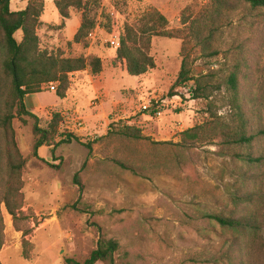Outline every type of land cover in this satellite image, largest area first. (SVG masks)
<instances>
[{
    "label": "rangeland",
    "instance_id": "obj_1",
    "mask_svg": "<svg viewBox=\"0 0 264 264\" xmlns=\"http://www.w3.org/2000/svg\"><path fill=\"white\" fill-rule=\"evenodd\" d=\"M84 1L95 29L84 43H74L67 37L65 19L60 15L56 19L54 0H44L45 12L37 29L41 48L64 57L98 56L102 71L94 74L87 66L69 74V89L62 99L56 90L45 88L26 98L29 110L39 106L35 113L42 127L53 113H59L58 134L71 132L78 141L57 146L53 154L49 147H41L39 157H34L33 119H13L18 147L27 159L23 173L26 218L16 228L2 207L1 264L83 260L100 236L118 241V264H264V198L261 204L255 201L264 196V159L252 165L233 154L264 157V133L251 148L224 146L219 139L189 148L176 145L180 132L206 121L209 108L206 100L190 99L186 93L193 81L179 88V96L167 95L180 70L181 38L153 37L150 55L155 67L138 76L127 73L124 60L115 59L117 48L109 43L112 25L117 34L115 25L135 24L149 7L159 9L168 29L174 30L183 27L185 9L196 14L207 0ZM244 6L239 5L233 15L236 26L220 29L218 56L201 57L194 42L187 48L195 76L209 69L214 72L212 109L218 114L226 112L222 97L228 87L227 52L232 54L233 45L243 40L247 68L245 78L238 79L239 97L246 107L257 105L258 96L264 101V20L254 18L249 26L253 16H246ZM74 15L81 20L82 9H72L69 18ZM19 35L20 31L18 39ZM251 123L263 127L264 119ZM125 125L139 128L143 138L127 139L117 133ZM85 141H93L89 156ZM77 171L81 192L73 180ZM248 193L254 200L236 204V194ZM211 213L256 217L257 228L222 227L205 217Z\"/></svg>",
    "mask_w": 264,
    "mask_h": 264
},
{
    "label": "trees",
    "instance_id": "obj_2",
    "mask_svg": "<svg viewBox=\"0 0 264 264\" xmlns=\"http://www.w3.org/2000/svg\"><path fill=\"white\" fill-rule=\"evenodd\" d=\"M11 0H0V251L5 241L4 216L2 207L11 216L13 225L17 228L18 222L26 218L23 214L25 205L23 193V173L27 159L22 155L13 128V119L18 118L26 122L25 117L33 119L31 132L33 135L32 154L39 157L41 147H49L53 154L56 147L78 141L71 132L58 134L61 121L59 113H53L46 127L39 123V117L30 111L25 104L27 94L43 91L42 85L49 82H58L55 94L60 99L66 96L69 89V74L89 66L94 74L102 71V61L98 56L64 57L61 53L49 52L40 46L37 29L41 23L40 18L45 11L44 0H27L23 9L12 10ZM245 4V14L252 17L249 26L255 23L254 18L264 20V0H207L199 12L193 14L189 9L182 13V28L168 29V20L165 15L155 7L145 10L135 24L125 23L116 31L120 46L116 49L115 59L124 60L127 73L138 76L155 67L153 57L150 55L151 40L156 36L181 38L182 60L180 70L175 81L171 84L167 95L179 96V88L188 87L187 94L190 99H204L209 105L208 117L205 122L180 132L181 140L176 145L189 148L197 142H214L221 140L224 146H246L251 148L256 137L262 136L264 126H254L251 122L264 119V101L261 96L257 98V105L246 107L239 97L238 79L244 77L247 68V47L243 41L234 44L232 54L228 53L230 62L227 76V91L223 92L222 101L226 102L225 114H218L212 109L215 90L214 72L208 70L194 75L192 69L193 59L187 52L188 44L194 42L195 51L203 58L218 56L221 51L217 42L222 37L220 29L223 26H236L237 21L233 15L239 5ZM59 15L63 19L70 17L72 9H82L80 26L73 36L74 43L85 42V39L95 29V23L90 18L84 0H54ZM242 25L241 22L238 23ZM114 27V25H112ZM20 31V38L16 32ZM112 32V29H111ZM227 53H224L227 57ZM221 100V99H220ZM150 108V107H149ZM153 107L152 111H154ZM145 110H148L146 108ZM112 131H108V136ZM117 133L127 139L139 140L143 138L139 128L131 125L121 127ZM60 136L58 140L56 138ZM100 136L99 138H102ZM92 142L85 141L83 145L88 150L87 156L92 152ZM238 160L247 164H259L263 156H255L250 152L233 151ZM121 166L129 168L125 161L115 159ZM86 164L82 163L81 168ZM79 191L83 190V183L79 171L73 177ZM255 198V197H254ZM264 196L257 197L256 202L261 204ZM252 194L235 195L236 204L241 201L251 202ZM239 204V203H238ZM75 205H72L74 208ZM206 218L215 220L220 226L230 229H256L257 219L253 217L226 216L223 214H206ZM119 243L116 239L100 236L96 246L83 260L66 258L65 264H118L115 254ZM226 259H229L227 254ZM1 264V261H0Z\"/></svg>",
    "mask_w": 264,
    "mask_h": 264
},
{
    "label": "crops",
    "instance_id": "obj_3",
    "mask_svg": "<svg viewBox=\"0 0 264 264\" xmlns=\"http://www.w3.org/2000/svg\"><path fill=\"white\" fill-rule=\"evenodd\" d=\"M26 3H27V0H11V2H10V8L12 10L23 9L25 7ZM55 9H56V7H55ZM56 11H57V9L55 10V12ZM57 13H58V11H57ZM43 15H44V13L41 16V20H43ZM56 19H59V13H58V16H57ZM80 22H81L80 17L77 16V15H74L72 18L65 19V27H66V31L68 33V36H67L68 39H73L74 34L76 33L77 29L80 26ZM28 95L29 94H27L25 96V99H24L25 102H26V98H27ZM38 108H39V106L37 108L31 109L30 111H32L33 113H35Z\"/></svg>",
    "mask_w": 264,
    "mask_h": 264
},
{
    "label": "built area",
    "instance_id": "obj_4",
    "mask_svg": "<svg viewBox=\"0 0 264 264\" xmlns=\"http://www.w3.org/2000/svg\"><path fill=\"white\" fill-rule=\"evenodd\" d=\"M113 32H114V27L110 34L109 43L111 46L118 48L120 46V41H119L118 35L115 32L114 33ZM91 33L89 34V36L91 35ZM56 84H57L56 82H49V83L42 85V88L48 89L50 91H55Z\"/></svg>",
    "mask_w": 264,
    "mask_h": 264
},
{
    "label": "bare ground",
    "instance_id": "obj_5",
    "mask_svg": "<svg viewBox=\"0 0 264 264\" xmlns=\"http://www.w3.org/2000/svg\"><path fill=\"white\" fill-rule=\"evenodd\" d=\"M10 263V262H9Z\"/></svg>",
    "mask_w": 264,
    "mask_h": 264
}]
</instances>
